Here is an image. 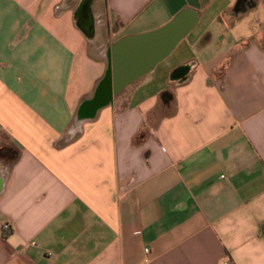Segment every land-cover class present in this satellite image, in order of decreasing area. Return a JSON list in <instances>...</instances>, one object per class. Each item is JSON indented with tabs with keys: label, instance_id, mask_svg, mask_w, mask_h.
Masks as SVG:
<instances>
[{
	"label": "crops",
	"instance_id": "crops-1",
	"mask_svg": "<svg viewBox=\"0 0 264 264\" xmlns=\"http://www.w3.org/2000/svg\"><path fill=\"white\" fill-rule=\"evenodd\" d=\"M237 1L0 0V147L17 151L0 264H264V0ZM184 10L166 58L83 109L114 43Z\"/></svg>",
	"mask_w": 264,
	"mask_h": 264
},
{
	"label": "water",
	"instance_id": "water-1",
	"mask_svg": "<svg viewBox=\"0 0 264 264\" xmlns=\"http://www.w3.org/2000/svg\"><path fill=\"white\" fill-rule=\"evenodd\" d=\"M186 12L181 11L155 30L127 36L114 43L110 51V69L83 109L93 114L110 104L125 86L153 70L158 62L166 58L194 25V21H188Z\"/></svg>",
	"mask_w": 264,
	"mask_h": 264
},
{
	"label": "trees",
	"instance_id": "trees-1",
	"mask_svg": "<svg viewBox=\"0 0 264 264\" xmlns=\"http://www.w3.org/2000/svg\"><path fill=\"white\" fill-rule=\"evenodd\" d=\"M244 4L247 7H252L253 1L252 0H238L236 8L240 9L244 7ZM17 157V151L12 147H0V159H3L6 162H11Z\"/></svg>",
	"mask_w": 264,
	"mask_h": 264
},
{
	"label": "flooded vegetation",
	"instance_id": "flooded-vegetation-1",
	"mask_svg": "<svg viewBox=\"0 0 264 264\" xmlns=\"http://www.w3.org/2000/svg\"><path fill=\"white\" fill-rule=\"evenodd\" d=\"M86 2L87 1H84L83 4L80 6V13L83 14L85 12V7H86Z\"/></svg>",
	"mask_w": 264,
	"mask_h": 264
},
{
	"label": "built area",
	"instance_id": "built-area-1",
	"mask_svg": "<svg viewBox=\"0 0 264 264\" xmlns=\"http://www.w3.org/2000/svg\"><path fill=\"white\" fill-rule=\"evenodd\" d=\"M8 229H9V226L8 225L3 226V230L4 231H8Z\"/></svg>",
	"mask_w": 264,
	"mask_h": 264
}]
</instances>
